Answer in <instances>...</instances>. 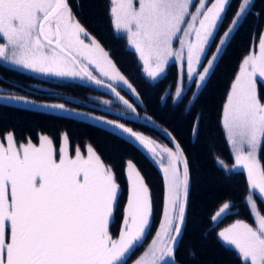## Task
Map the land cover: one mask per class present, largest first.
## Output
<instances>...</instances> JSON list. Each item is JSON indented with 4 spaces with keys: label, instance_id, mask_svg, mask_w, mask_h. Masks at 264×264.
Segmentation results:
<instances>
[{
    "label": "snow or ice",
    "instance_id": "snow-or-ice-1",
    "mask_svg": "<svg viewBox=\"0 0 264 264\" xmlns=\"http://www.w3.org/2000/svg\"><path fill=\"white\" fill-rule=\"evenodd\" d=\"M232 3L110 0V16L114 34L126 39L138 55L143 74L152 81L164 77L170 60L179 62L174 105L183 102L189 90L185 79L196 89L207 86L235 34L253 17L259 29L258 45L254 29L249 51L242 57L222 107V127L234 153V166L228 169L223 161L218 163L228 176L237 169L246 175V202L254 223L236 219L217 233V239L234 251L239 264H264V214L252 195L258 193L264 202V162L260 158L264 150V92L258 88V84L264 85V21L257 23L260 13L252 11L254 0H235L232 18L225 25ZM7 65L46 78L87 81L110 89L131 113L137 112L116 86L122 84L136 95L135 88L76 18L70 0H0V68ZM10 80L0 73V86L23 88L19 81ZM170 94L166 89L162 102ZM195 99L198 94L192 92L188 105L194 106ZM0 100L67 118L96 120L118 138L126 136L137 142L154 159L159 155L164 184L161 218L134 264H176L191 187L189 161L178 142L175 150L165 147L157 153L154 141L125 123L69 107L76 103L71 97L40 105L24 95L10 94ZM198 131L197 115L193 135ZM0 137V264H128L136 249L144 247L153 229V193L131 160L126 162V200L121 205L124 190L114 167L91 145L86 148L87 155L79 145L73 155L66 132L59 147L44 134L38 144L30 137L18 142L13 131L0 133ZM233 208L231 202H223L211 215V223L218 226L234 214ZM118 214L120 223L113 234L111 225Z\"/></svg>",
    "mask_w": 264,
    "mask_h": 264
},
{
    "label": "trees",
    "instance_id": "trees-1",
    "mask_svg": "<svg viewBox=\"0 0 264 264\" xmlns=\"http://www.w3.org/2000/svg\"><path fill=\"white\" fill-rule=\"evenodd\" d=\"M70 3L76 18L109 52L110 58L120 72L133 85L140 99V105L133 103L131 97L123 90H119L121 94L136 107L139 115L145 116V118L142 117L144 120L155 126L126 118L116 112L117 109L100 106L94 98L110 99V95L104 93L102 89L98 90L85 84L49 81L5 66L0 68V73L23 85V88L7 90L42 103H60L64 102V98L71 97L76 103L69 107L77 108L79 113L118 120L161 143L175 145V142H178L189 161L191 187L187 225L175 252V261L178 264H239L234 251L226 249L218 241L217 233L236 219L254 223L253 215L246 202L249 191L246 175L240 170H236L235 174L230 176L226 175L218 164V160H222L228 169L234 166V155L222 127V107L242 57L249 51L254 29L257 32L255 41L258 39L259 29L254 24L253 17L249 16L235 34V38L219 61L207 86L197 93L198 99L194 100V106L187 103L189 99H192L194 84L187 88L189 90L185 92L183 102L178 101L174 105L175 85L180 75L177 63H171L164 77L158 82L149 81L143 74L137 55L128 48L126 39L117 38L114 34L110 16V0H70ZM234 10L235 0L228 11L225 25L232 18ZM252 11L260 13L257 23L264 21V0H254ZM208 55H212L211 50ZM0 87L5 89L3 86ZM258 88L264 92V85L258 84ZM166 89L171 94L165 96L162 102L161 97L164 96ZM197 115L199 131L198 135H193V118ZM7 131H13L18 142H26V138L30 137L36 144L41 134L48 135L57 147L61 143L62 134L66 132L72 154L77 145L81 150L91 145L106 164L114 167L118 182L124 190V195L120 197L121 205L126 200V162L131 160L152 190L154 216L153 229L145 240L144 247L136 249L128 264L144 251L154 236L161 218L164 191L163 176L148 153L125 138H118L117 135L88 122L67 118L40 108H24L0 102V133ZM260 158L264 162V150H261ZM255 200L259 211L264 214V204L256 194ZM226 201L234 205L232 209L234 214L227 216L218 226L212 224L211 215ZM119 223L118 214L111 226L113 234L117 233Z\"/></svg>",
    "mask_w": 264,
    "mask_h": 264
},
{
    "label": "rangeland",
    "instance_id": "rangeland-1",
    "mask_svg": "<svg viewBox=\"0 0 264 264\" xmlns=\"http://www.w3.org/2000/svg\"><path fill=\"white\" fill-rule=\"evenodd\" d=\"M195 2V0H194ZM87 42V41H86ZM256 44L258 45V39L255 41ZM179 45L176 44L175 47H178ZM130 50H132L134 52V49H132L131 47H128ZM137 55V54H136ZM138 57V55H137ZM171 63H177L178 66H179V71H180V65H179V62L175 61L174 59L173 60H170L168 66L171 64ZM206 63V61H205ZM7 66H10V65H7ZM167 66V68H168ZM12 67V66H10ZM167 68H166V71H167ZM19 70V69H18ZM202 70V69H201ZM143 71V70H142ZM35 77H39V78H42V79H46V80H49V81H57V82H66V83H79V84H85V85H89V86H92L94 88H97L98 90L99 89H102V91L104 93H108L110 95V99H101V98H94L95 102L97 104H99L100 106H103V107H107V108H110V109H117V111H120L122 113H127V114H130L131 116L134 115L133 113H131L130 110H128L126 108V106L111 92L110 89H107V88H104V87H101V86H97V85H94V84H91L87 81H79V80H76V81H70V80H61V79H58V78H46V77H43V76H39L38 74H33V73H29ZM94 74H98V73H94ZM145 75V74H144ZM146 76V75H145ZM146 78L151 81V82H155V81H152L150 78H148L146 76ZM184 84L186 85V87L188 88L192 83L191 82H188L186 79L184 80ZM117 89L119 90H123L124 92H126L130 97H131V101L133 103H136V104H139L140 105V99L137 95V92H136V95L132 94L131 91L129 89H127L126 86H123L122 84L121 85H117L116 86ZM201 89H196L195 86H194V92H199ZM10 94H15V95H18L14 92H11L7 89H4L2 87H0V97H4V96H7V95H10ZM30 100H33L37 103V105H40V104H45V103H42V102H38L34 99H31L29 98ZM104 101H109L110 103L108 104H105ZM1 103H5L3 100H0ZM52 103H59V102H52ZM5 104H10V105H15V106H20L19 104L15 103V102H9V103H5ZM50 104V103H49ZM21 107V106H20ZM36 108H39V107H36ZM41 109V108H40ZM141 117L145 118L144 115H140ZM226 135V134H225ZM147 137V136H146ZM2 138V137H0ZM149 138V137H148ZM150 140L154 141V146L156 147V149L158 150V152H160V149L162 148H172L173 150H175V145H171L169 143H161L159 141H156V140H153L151 138H149ZM39 143V142H38ZM86 148L87 146L85 147L84 150H81L85 155H87V152H86ZM232 154L234 155V153L232 152ZM74 155V153H73ZM148 155L150 156V158L153 160V162L155 163V165L157 166V168L159 169V171L161 172L162 174V170H161V167H160V164L158 163L159 159L158 157H156L155 159L153 158V156L148 153ZM218 161H222V160H218ZM165 163H166V159H165ZM219 164V163H218ZM225 164V163H224ZM220 165V164H219ZM221 166V165H220ZM163 176V174H162ZM253 195V199L255 200V193L252 194ZM256 201V200H255ZM249 206V205H248ZM259 210V209H258ZM254 218V217H253ZM112 226V225H111ZM135 261V260H134ZM134 261H132L130 264H134Z\"/></svg>",
    "mask_w": 264,
    "mask_h": 264
},
{
    "label": "water",
    "instance_id": "water-1",
    "mask_svg": "<svg viewBox=\"0 0 264 264\" xmlns=\"http://www.w3.org/2000/svg\"><path fill=\"white\" fill-rule=\"evenodd\" d=\"M118 90V89H117ZM119 91V90H118ZM122 95V94H121ZM123 96V95H122ZM125 98V97H124ZM126 99V98H125ZM54 113V112H53ZM122 115H124V116H126V117H130V118H132V119H135V120H138V121H140V122H143V123H146V124H149V125H151V126H155L153 123H150L149 121H146V120H144V119H142L141 117H140V115L138 114V112H136L134 115H128V114H125V113H121ZM73 119H77V120H79V121H85V122H88V123H90V124H93V125H95V126H97V127H100V128H103L104 130H106V131H108V132H110L105 126H103L102 124H100L98 121H96V120H91V119H88V118H83V119H81V118H79V117H77V118H73ZM113 131H117V130H113ZM116 135V134H115ZM123 138H125L126 140H128V141H130L131 143H133L134 145H136L137 147H139L140 149H142L143 151H145V152H148L145 148H143L142 146H140L137 142H135L134 140H132V139H129V138H127L126 136H124ZM154 146V145H153ZM157 150V149H156ZM149 153V152H148ZM157 153H159L158 151H157ZM157 157H159V155H157ZM160 158V157H159ZM237 170H239V169H237ZM257 196H258V198L261 200V198H260V196H259V194L258 193H255ZM262 202V201H261ZM263 204H264V202H262ZM176 264H178V263H176Z\"/></svg>",
    "mask_w": 264,
    "mask_h": 264
}]
</instances>
